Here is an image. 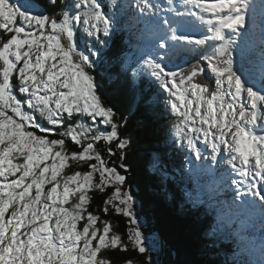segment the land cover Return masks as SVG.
I'll return each instance as SVG.
<instances>
[{
	"label": "snow or ice",
	"instance_id": "snow-or-ice-1",
	"mask_svg": "<svg viewBox=\"0 0 264 264\" xmlns=\"http://www.w3.org/2000/svg\"><path fill=\"white\" fill-rule=\"evenodd\" d=\"M258 10L264 16V0H0V264H111L102 252L129 245L146 257L139 264H195L181 258L179 240L142 231L128 187L130 118L161 105L172 118L165 149L210 158L213 171L226 165L232 207L264 217V63L237 69L233 55ZM120 30L150 40L107 73L128 93L127 116L103 102L96 72ZM192 52L197 63L168 66ZM65 138L81 150L69 152ZM70 161L88 171L66 174ZM147 166L167 199L166 150H154ZM108 187L99 211L127 218L128 243L89 211L90 193Z\"/></svg>",
	"mask_w": 264,
	"mask_h": 264
},
{
	"label": "trees",
	"instance_id": "trees-1",
	"mask_svg": "<svg viewBox=\"0 0 264 264\" xmlns=\"http://www.w3.org/2000/svg\"><path fill=\"white\" fill-rule=\"evenodd\" d=\"M118 3L124 2L123 0H119ZM124 31L126 32V30ZM111 43L113 44L110 51L109 47L105 49L108 54L113 57H116L118 50L125 58H130V56H133V59L138 57L142 52L140 50L135 52H126L125 48L121 47L123 45V41L120 39V37H113ZM117 47L121 48L117 49ZM257 61L258 58L255 57L254 62L256 63ZM105 81L108 82L107 79ZM121 93L123 95L120 98L118 94L121 95ZM126 95L128 96V93L121 91L118 88L115 89L116 100L123 105L125 98H127ZM127 101L129 102L130 98L127 99ZM106 102V105H109L108 100ZM123 105L121 108H119L127 116L128 103L125 102V106ZM136 114L137 115L130 118L128 126L129 134L131 135L133 142V147L129 151V160L134 168L133 172L128 173V181L130 187L136 191L135 195L140 200L143 211L147 215H151L154 220V225L150 229L162 232L165 234V236L174 241L179 240L184 245V253L181 258L193 260L195 264H243V260L241 256H239L238 250L236 248L237 246L234 247L231 244L228 245V242L232 241L227 238H223L221 235L224 233L221 232L218 236V231L214 232L215 228L220 230V227L219 223H215V218L208 212V204L210 206V203H212L209 202V200L212 199V196L207 188L203 189L206 192L203 200H199L197 202L193 199L187 203L189 198L182 194L178 189L179 187H182L183 179L181 177H174L171 174L169 181L171 189L166 188L168 197L167 199H164L162 196V190L159 188L157 182L151 178L147 161L149 155L154 150L159 149L158 147L160 145V139L162 135L165 136V134L170 131L169 124L172 123L170 114L164 110L162 105L157 108H153L147 113L141 109ZM136 122L139 123V128L134 126V123ZM51 138L60 137L58 134L53 133ZM66 148L69 152H78L81 150L79 146L70 142L68 139L66 140ZM171 153L172 150H170V155ZM105 157L109 159L107 156ZM72 162L73 165L70 162V174L76 171H88L87 163H78L75 161ZM169 162L175 163L174 158ZM169 162L167 161V163ZM169 165L170 164H168V166ZM110 194V192H107L105 195L98 191H93L91 194L93 199L89 209L94 214H98L101 220L110 221L113 226L116 224H121L119 230L127 237L128 220L126 217L121 215L115 216L111 210L107 215L99 211V209L103 207V201ZM222 204L230 213L228 216H231V219L235 221L234 214L229 210L228 207H226L224 202H222ZM224 206L221 208H224ZM238 224L240 226H246L244 221H240ZM100 227H102V225H100ZM244 229L241 228L240 230L243 236L241 239L249 247V242L247 241L246 235L244 234ZM116 230L118 229L116 228ZM206 232L215 233L213 237L214 243L206 244L204 242V233ZM226 240L227 243H224ZM126 243H128V241ZM241 254L243 255V253ZM101 255L104 258L109 259L111 264H124V261L129 259H132L133 261L137 262V264H139L141 260L146 259V257H141L137 252L133 251L131 249V245H129V251L127 252H121L119 250H106L102 252ZM252 264H262V262H260V257L253 259Z\"/></svg>",
	"mask_w": 264,
	"mask_h": 264
},
{
	"label": "rangeland",
	"instance_id": "rangeland-1",
	"mask_svg": "<svg viewBox=\"0 0 264 264\" xmlns=\"http://www.w3.org/2000/svg\"><path fill=\"white\" fill-rule=\"evenodd\" d=\"M39 2L40 3H44V4H46V0H39ZM105 2L106 3H110L111 2V0H105ZM258 12V14H260V12H259V10L257 11ZM56 15L58 16L59 15V13L57 12L56 13ZM261 23H262V21H261ZM196 35H202L203 33H200V32H198V34L197 33H195ZM77 39H78V45H79V47H80V49H84V41L82 40V39H80L79 38V36L77 37ZM258 42V41H257ZM90 46H91V43H90ZM117 49H120V47H117ZM252 49V48H251ZM248 50V49H247ZM117 58H120V59H124L125 57L122 55V54H117L116 55V57L114 56H110L109 54H108V52L106 51V49L105 48H103V49H101V57H100V59H101V61H102V63H101V66H100V68L99 69H97L96 70V72H98L99 73V75H98V80H99V82H100V88H99V92H100V95H101V98H102V100H103V102L106 104L107 102V100H108V103H109V105H114V106H116V107H120L121 108V106L123 105L122 103H119V101H117L116 100V96H115V89H117L116 87L114 88V85H113V83L111 82V81H109L108 79H107V73H108V71L111 69V66H112V63H114L115 61H116V59ZM130 58H132L133 59V56H130ZM174 59V61H175V63H174V65L176 66L177 64L178 65H180V66H182V67H188V65L186 64L187 62H191V63H193V60L192 59H187V60H185L184 59V57H181L180 59H177L176 57H174L173 58ZM183 62H186V63H183ZM94 74H96L95 72H94ZM108 80V82H106L105 80ZM208 83H209V86H210V88H211V86H212V82L211 81H207ZM147 90V89H146ZM122 91V90H121ZM124 92H126V91H124ZM127 93V92H126ZM123 94L121 93V95H119L118 94V96L121 98V96H122ZM127 96V95H126ZM127 99H129L128 98V96H127V98H125V102L126 103H128V105H129V102L127 101ZM106 100V101H105ZM124 102V101H123ZM125 102H124V105L123 106H125ZM127 109H128V106H127ZM127 112H128V110H127ZM135 115H137V114H135ZM134 124H139V123H134ZM170 126H171V124H169V129H170ZM169 134H170V131L167 133V134H165V136H163L162 135V137H161V139H160V145H159V149H162V150H166V152H167V150L168 151H170L171 150V147H172V145L170 144V145H168V147L165 149V145H164V141H165V139L166 138H169ZM67 140V139H66ZM157 142H158V140H157ZM157 142H154V143H157ZM85 143H87V141H85ZM156 147V146H155ZM209 151H210V149H209ZM179 153H180V149L178 148L177 149V152H176V154H175V163H170L169 161L171 160V155H169L168 153V155H167V161L169 162L168 164H170L168 167H169V169L171 170V174L175 177H181L182 179H183V181H182V187H179L178 189L180 190V192L182 193V194H184L185 196H187L188 198H189V200H188V202L187 203H189L191 200H196L197 202L199 201V199H201V196H203L204 194H205V190H203V187H201V184H199V183H207V182H211V181H216L218 184H221V179H223L222 178V171L221 170H218V168L220 169V168H222V167H226V165H224V166H216V168H215V170L213 171V170H211V169H209L208 167H207V164H210L211 163V160H210V158L209 159H206V160H196V158H195V156L194 155H191V156H188V155H186L185 154V151H183V152H181V160L178 162V163H176V159H177V157L179 156ZM106 158V157H105ZM187 158H192L193 159V162H195V163H198V164H200L201 166H203V167H206L208 170H210L211 171V175H210V177L207 179V178H205V179H200V182L199 183H197L196 182V178H195V174L193 175L192 173H191V170L189 171L188 170V167H189V165L191 164V160L189 159V160H187ZM107 159V158H106ZM71 163H72V165H73V162L72 161H70ZM70 170H71V167H69V168H67L65 171H66V174H70ZM96 179L98 180L99 179V176L97 175V177H96ZM224 181H226V179H224ZM228 181V180H227ZM229 183H230V187H231V182L230 181H228ZM128 187H130V185H128ZM131 188V187H130ZM166 188H168V189H171L170 188V184L168 183L167 185H166ZM131 191H132V193L135 195V192L136 191H134L132 188H131ZM107 192H110V193H112L113 192V188L112 187H108L107 189H106V191L103 193V194H105L106 195V193ZM92 194V192L90 193V195ZM136 196V195H135ZM228 196L230 197V198H232L230 201H229V204H230V206L232 207V201H233V197H234V195L232 194V193H228ZM228 197V198H229ZM229 198V199H230ZM223 199V198H222ZM215 201H217V199H215ZM212 203H210V206H209V204H208V207H209V213L215 218V223H219V227L220 226H222V224H223V221H225V222H227V223H229L228 222V220H226L225 218H223V217H221V216H219L218 215V212L214 209V205H217V204H215V202L214 201H211ZM210 207H211V210L213 211V212H215L216 214H214L211 210H210ZM225 207V206H224ZM136 208H137V215H138V218H139V220H140V226H141V229H142V231H144L146 234L147 233H149V232H153V231H155V230H151L150 228L154 225V220H153V218H152V216L151 215H147L144 211H143V209H142V204H141V202H140V200L137 198V205H136ZM233 209H235L234 207H232ZM236 210V209H235ZM89 211H91L90 209H89ZM113 214L115 215V216H118L119 214H116V213H114L113 212ZM250 216H251V213H248ZM103 219V218H102ZM253 219H255L257 222H256V224H257V227L255 228V232H254V235H257V234H259V231H260V222L257 220V218H255L253 215H252V218H251V220L253 221ZM83 222H81V224H82ZM98 225L100 226V224L98 223ZM117 225V224H116ZM113 226V230L114 231H116V232H118V233H120L121 235H122V238H123V240H124V242L126 243L127 241H128V239H127V237L125 236V235H123L122 233H121V231L119 230L120 229V227H121V224H119V225H117V226ZM233 226H236V223H233ZM79 227V226H78ZM116 228L118 229V230H116ZM156 229V228H155ZM157 230V229H156ZM260 235V234H259ZM263 238H264V230L262 231V234L260 235V237H259V239L262 241V243H264L263 242ZM245 247H246V245H245ZM244 246L242 247L243 248V252H244V250H246V248H245ZM248 250V249H247ZM242 252V253H243ZM154 259H163L164 257L163 256H161V257H153ZM191 261H193V260H191Z\"/></svg>",
	"mask_w": 264,
	"mask_h": 264
},
{
	"label": "bare ground",
	"instance_id": "bare-ground-1",
	"mask_svg": "<svg viewBox=\"0 0 264 264\" xmlns=\"http://www.w3.org/2000/svg\"><path fill=\"white\" fill-rule=\"evenodd\" d=\"M249 27H250L251 32H255L257 34H261L262 32H264L263 25L261 23L256 22V20H255V25H253L252 22H251V19H250L249 20ZM195 31L198 34V32H201L202 30L195 29ZM145 37H147V36H145ZM234 49H238V50L240 49L241 51L243 50V54L240 55V59H239V61L241 63L240 64V67H242V66L245 67L247 65L246 59L250 60V67L251 68H253V67L258 68L261 63H264V37H261L260 38L258 35H256V39L254 40V42H253L252 45H251V43L249 42V40L247 38H245V40L242 41V42H240V40L238 38L237 41H236V44L234 45ZM233 55H234V59L237 60L235 58L236 57L235 54H233ZM255 57L258 58V61L256 63L254 62V58ZM235 63H236V61H235ZM226 168H227V166L220 168L221 171H222V178L223 179H227L228 181L231 182V179H229L227 177V174H226V171H225ZM208 172H209V174H211V171L210 170H208ZM232 178H235V177H232ZM200 179H201V176L198 177L197 183L200 182ZM214 187H215L216 193L218 195H220L221 192H223V191L219 190V185H218V183L216 181H214ZM208 188H209V190H210V188L212 189V187H208ZM230 188H231V193H234L233 186L232 185H231ZM225 193H227V192H225ZM216 210H217L219 216H222L223 215V211L220 209L219 203L216 206ZM255 211L261 217L260 218V221L262 219H264V217H262V215H261V213L259 212L258 209L255 210ZM213 213L216 214L215 212H213ZM244 214H245V212H239L238 215H237V213L235 212L234 213V217L237 220H240L244 216ZM229 226L231 228L232 227L235 228L233 226V224H229ZM227 229H228L227 222L223 221V224L221 226V230L223 232H225V230H227ZM247 239H248V242H249L250 245L253 246L255 244V241H254V239H253L252 236H249ZM224 243H227V240ZM243 246L245 247V245H243ZM245 248H246V250L243 252V259H242L243 260V264H252V260L253 259L260 257V255H261V249H259L257 247H248V246H246Z\"/></svg>",
	"mask_w": 264,
	"mask_h": 264
}]
</instances>
